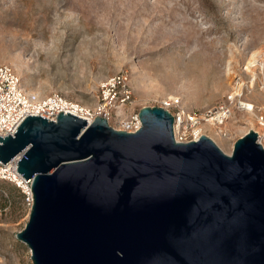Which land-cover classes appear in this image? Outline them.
Segmentation results:
<instances>
[{"label":"water","instance_id":"95a60500","mask_svg":"<svg viewBox=\"0 0 264 264\" xmlns=\"http://www.w3.org/2000/svg\"><path fill=\"white\" fill-rule=\"evenodd\" d=\"M136 132L102 116L27 115L0 137L30 179L15 236L33 264H264V146L248 130L230 154L208 136L181 143L173 117L138 111Z\"/></svg>","mask_w":264,"mask_h":264},{"label":"rangeland","instance_id":"374dc122","mask_svg":"<svg viewBox=\"0 0 264 264\" xmlns=\"http://www.w3.org/2000/svg\"><path fill=\"white\" fill-rule=\"evenodd\" d=\"M0 64L27 90L85 107L95 104L101 83L121 74L134 100L127 114L170 96L201 110L242 92L255 115L234 107L229 138L213 134L229 153L246 121L262 127L264 0H0ZM31 203L0 180V264H33L15 236Z\"/></svg>","mask_w":264,"mask_h":264},{"label":"built area","instance_id":"2783aa9c","mask_svg":"<svg viewBox=\"0 0 264 264\" xmlns=\"http://www.w3.org/2000/svg\"><path fill=\"white\" fill-rule=\"evenodd\" d=\"M99 86L100 91L96 95L95 104L92 107H85L57 92L38 95L27 90L22 86L19 76L11 66L0 64V137L13 135L27 115H40L47 120L55 121L58 113L63 111L85 118L87 122H91L96 116H102L107 122L113 120L115 123L113 128L117 130L136 132L141 127L138 112L125 113V109L134 101L125 76L113 75ZM241 95L242 92L229 93L223 101L201 110L187 109L179 97L170 96L162 98L158 107L169 111L172 115L173 137L176 142L197 141L200 136H208L210 132L226 139L229 138L227 122L234 107L238 110L249 109L245 104L246 101L241 100ZM259 119L264 123L263 117ZM243 135L240 134L238 138ZM18 160L19 155H16L5 164L0 163V180L21 188L31 202V194H28L24 188V185L29 188L30 179L24 180L16 171Z\"/></svg>","mask_w":264,"mask_h":264},{"label":"bare ground","instance_id":"6f19581e","mask_svg":"<svg viewBox=\"0 0 264 264\" xmlns=\"http://www.w3.org/2000/svg\"><path fill=\"white\" fill-rule=\"evenodd\" d=\"M258 54L259 53H254L252 56H251V58L249 59V66H251L252 68H254L255 66H256V64H257V57H258ZM252 73L254 72V70L253 69H251L250 70ZM239 91V90H238ZM246 106L249 108L248 110H246L247 112H250V115L251 116H254L255 115V113H254V109H255V107H254V105H250V104H248V102L246 101ZM229 122V121H228ZM228 122H227V124H228ZM247 123H248V125L250 126L249 127V129L248 130H253V131H255L257 134H258V138H259V140H260V142L262 143V145L264 146V143H263V140H264V123H261V121H260V126H262V127H258L254 122H252L251 120L250 121H246ZM247 130V131H248ZM214 133L213 132H210V133H208V136L218 145V146H220L219 144H218V141H217V139H216V136H219V135H213ZM24 188H26V191H27V193L28 194H31L30 193V191H29V188L27 187V186H25L24 185Z\"/></svg>","mask_w":264,"mask_h":264},{"label":"trees","instance_id":"16d2710c","mask_svg":"<svg viewBox=\"0 0 264 264\" xmlns=\"http://www.w3.org/2000/svg\"><path fill=\"white\" fill-rule=\"evenodd\" d=\"M1 181H4V180H1Z\"/></svg>","mask_w":264,"mask_h":264}]
</instances>
